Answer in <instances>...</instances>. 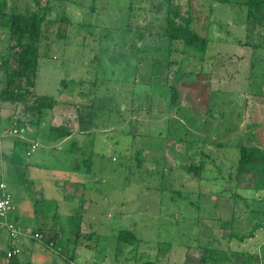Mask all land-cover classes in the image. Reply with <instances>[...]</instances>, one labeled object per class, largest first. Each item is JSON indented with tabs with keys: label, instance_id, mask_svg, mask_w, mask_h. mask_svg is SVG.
<instances>
[{
	"label": "rangeland",
	"instance_id": "obj_1",
	"mask_svg": "<svg viewBox=\"0 0 264 264\" xmlns=\"http://www.w3.org/2000/svg\"><path fill=\"white\" fill-rule=\"evenodd\" d=\"M246 1L0 0V94L16 60L6 24L36 14L30 91L54 102L41 116L33 96L0 100V152L9 137L37 145L0 158L8 219L27 232L16 264H264V165L236 168L242 146L264 151V12ZM170 5L204 53L165 36ZM59 125L72 135L55 140ZM125 229L135 240L118 245Z\"/></svg>",
	"mask_w": 264,
	"mask_h": 264
},
{
	"label": "trees",
	"instance_id": "obj_2",
	"mask_svg": "<svg viewBox=\"0 0 264 264\" xmlns=\"http://www.w3.org/2000/svg\"><path fill=\"white\" fill-rule=\"evenodd\" d=\"M245 5L250 16H253L255 19H257L260 12H264V0H247ZM43 24L44 17L36 14H12L10 16L9 22L6 25L10 35V41L14 42L12 48L16 51V60L15 66L11 69H9L6 64L3 65V72L8 85L7 88H11V90L3 91L0 94L1 101L11 100L13 102L23 101L27 96H33V101L28 107V111L41 116L44 111L51 110L54 106L51 97L35 96L30 91V89H33L34 87L35 76L38 69L40 44L43 39ZM165 36L171 42H181L184 47L194 49L200 53H204L208 47L207 39L200 37L192 26V21L189 17L180 15L177 6L170 5L168 8ZM15 80L19 81L17 87H13ZM23 84L25 86H23ZM172 90V102L175 103L177 92L176 89ZM49 131L55 140L64 139L72 135V129L67 125L52 126ZM262 165H264V151L246 146H242L239 149V159L236 168L240 174L250 172L254 167ZM203 166V164H200L199 166L191 165L189 169L193 172L194 176L199 179L202 176ZM7 220L17 231L21 232L12 222L9 221L8 215ZM258 226H264V224H259ZM252 236L253 231H250L248 236H242L240 237V240ZM134 238L135 237L130 230L125 229L120 231L116 240L119 245L121 243H131L135 240ZM19 241L20 238L17 240L18 247ZM50 244L51 246L54 245L51 241ZM12 246L13 243L10 233L6 228L0 229V247L6 248V250L2 252L4 258H7V253L10 250H13ZM19 254L7 258L6 260L8 261V264H16Z\"/></svg>",
	"mask_w": 264,
	"mask_h": 264
},
{
	"label": "built area",
	"instance_id": "obj_3",
	"mask_svg": "<svg viewBox=\"0 0 264 264\" xmlns=\"http://www.w3.org/2000/svg\"><path fill=\"white\" fill-rule=\"evenodd\" d=\"M6 133H8L6 130L2 131L0 129V143L2 142L3 138L6 136ZM36 147L37 145L30 144V151L26 152L27 156H29L32 149ZM11 202H12V197L7 190L2 167L0 166V229L3 228L7 229V231L10 233L13 243L12 246L13 250H10L7 253V258L11 257L12 255H17L20 253V248L17 245V240L22 236V233L17 231L15 227L12 224H10L7 220V215L11 210ZM34 237L36 239L41 238V236L38 233H35Z\"/></svg>",
	"mask_w": 264,
	"mask_h": 264
},
{
	"label": "crops",
	"instance_id": "obj_4",
	"mask_svg": "<svg viewBox=\"0 0 264 264\" xmlns=\"http://www.w3.org/2000/svg\"><path fill=\"white\" fill-rule=\"evenodd\" d=\"M0 128H1V126H0ZM4 129H6V128H4ZM8 135H11V134H8ZM6 136H7V134H6ZM5 136V137H6ZM4 137V138H5ZM11 137H12V135H11ZM3 138V139H4ZM11 138L9 137L8 138V141L5 143V145H1V149H2V151L0 152V158H2V156L3 157H5V158H7L8 160H9V162L10 163H12V165L14 164V165H16V164H18L19 163V160H18V158H15L14 157V155H13V145H15V144H17V143H19V144H27V145H30V143L33 141H27V140H25V138H23V137H21V139H16V140H10ZM2 165V164H1ZM21 232H22V236L20 237V241L22 240L21 238L24 236V235H26V231L24 230H20ZM27 237V236H26ZM25 236H24V238L25 239H27ZM23 243H24V241H23Z\"/></svg>",
	"mask_w": 264,
	"mask_h": 264
}]
</instances>
